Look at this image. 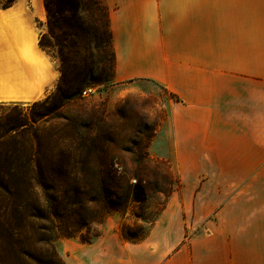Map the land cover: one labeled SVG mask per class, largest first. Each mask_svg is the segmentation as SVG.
<instances>
[{"label": "crops", "instance_id": "1", "mask_svg": "<svg viewBox=\"0 0 264 264\" xmlns=\"http://www.w3.org/2000/svg\"><path fill=\"white\" fill-rule=\"evenodd\" d=\"M103 2L115 78L173 96L169 155L191 167L179 208L173 197L161 216L170 234L107 236L90 264H264V0ZM44 21L42 0L0 7V102L53 90L58 72L37 45Z\"/></svg>", "mask_w": 264, "mask_h": 264}, {"label": "rangeland", "instance_id": "2", "mask_svg": "<svg viewBox=\"0 0 264 264\" xmlns=\"http://www.w3.org/2000/svg\"><path fill=\"white\" fill-rule=\"evenodd\" d=\"M36 26L46 31L45 21ZM106 52L103 73L85 86L92 94L83 87L2 147L0 171L11 175L0 177V264H90L107 236L138 243L156 227L158 238L171 233L161 216L173 197L179 208L191 167L169 155L173 96L150 80H117L113 39ZM35 101L5 111L31 117Z\"/></svg>", "mask_w": 264, "mask_h": 264}, {"label": "trees", "instance_id": "3", "mask_svg": "<svg viewBox=\"0 0 264 264\" xmlns=\"http://www.w3.org/2000/svg\"><path fill=\"white\" fill-rule=\"evenodd\" d=\"M46 31L38 35L37 45L51 58L59 73L53 93L41 102L35 101L38 111L32 116L23 110L5 111L15 102H0V153L5 142L17 130L38 123L77 97L82 88L99 79L107 61L106 47L111 44L108 8L101 0H42ZM16 0H0L2 9ZM102 22V23H101ZM100 26V31L97 28ZM16 109V108H13ZM12 151L4 152L11 156ZM11 170L0 171V177H10Z\"/></svg>", "mask_w": 264, "mask_h": 264}, {"label": "built area", "instance_id": "4", "mask_svg": "<svg viewBox=\"0 0 264 264\" xmlns=\"http://www.w3.org/2000/svg\"><path fill=\"white\" fill-rule=\"evenodd\" d=\"M94 91H95L94 87L88 86L82 90L81 94H82V96H88V95L92 94Z\"/></svg>", "mask_w": 264, "mask_h": 264}]
</instances>
